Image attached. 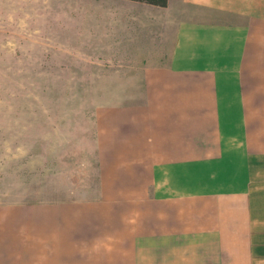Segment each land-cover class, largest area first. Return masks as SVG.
Listing matches in <instances>:
<instances>
[{"label":"crops","instance_id":"obj_1","mask_svg":"<svg viewBox=\"0 0 264 264\" xmlns=\"http://www.w3.org/2000/svg\"><path fill=\"white\" fill-rule=\"evenodd\" d=\"M126 2L133 63L111 68L132 90L90 112L96 190L13 210L0 264L90 262L67 240L120 249L101 263L264 264V0Z\"/></svg>","mask_w":264,"mask_h":264},{"label":"rangeland","instance_id":"obj_2","mask_svg":"<svg viewBox=\"0 0 264 264\" xmlns=\"http://www.w3.org/2000/svg\"><path fill=\"white\" fill-rule=\"evenodd\" d=\"M122 1L0 0V227L13 210L96 190L90 112L132 90L111 68L133 63L114 28L139 6ZM81 243L67 240L66 254L90 262L73 264H113L99 259L120 251Z\"/></svg>","mask_w":264,"mask_h":264},{"label":"trees","instance_id":"obj_3","mask_svg":"<svg viewBox=\"0 0 264 264\" xmlns=\"http://www.w3.org/2000/svg\"><path fill=\"white\" fill-rule=\"evenodd\" d=\"M136 1H141V2L148 3V4H152V5H158V6H164L166 3V0H136Z\"/></svg>","mask_w":264,"mask_h":264}]
</instances>
